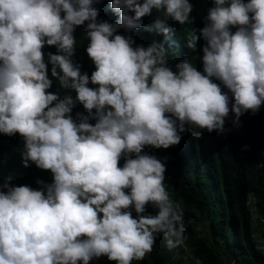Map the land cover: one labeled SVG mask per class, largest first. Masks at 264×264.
<instances>
[{
    "label": "clouds",
    "instance_id": "clouds-1",
    "mask_svg": "<svg viewBox=\"0 0 264 264\" xmlns=\"http://www.w3.org/2000/svg\"><path fill=\"white\" fill-rule=\"evenodd\" d=\"M98 2L0 0V133L23 137L24 167L53 175L51 184L37 181L39 190L0 184V264H89L102 256L132 264L153 251L158 234L169 251L182 247L184 210L167 191L165 163L145 146L168 149L185 132L222 134L230 113L238 124L264 105V0H213L200 36L186 34L189 49L205 41L202 72L187 57L173 70L165 47L169 20L191 24L189 0H111L114 23L98 22ZM153 10L160 15L145 31L165 41L134 47L130 35L115 34L140 29ZM85 22L90 77L72 59L73 33ZM45 45L57 49L47 54L51 76L75 98L48 91ZM77 102L87 115L74 119ZM149 204L155 215H144Z\"/></svg>",
    "mask_w": 264,
    "mask_h": 264
},
{
    "label": "trees",
    "instance_id": "trees-1",
    "mask_svg": "<svg viewBox=\"0 0 264 264\" xmlns=\"http://www.w3.org/2000/svg\"><path fill=\"white\" fill-rule=\"evenodd\" d=\"M193 6L190 13L191 24L180 25L172 20L168 26L173 29L165 43L169 49L168 63L175 70V64L187 57L199 71H203L201 57L205 41L202 37L197 41L195 49L186 47V34L205 25L208 9L213 7V0H189ZM111 0H99L94 7L99 9L98 22L114 23L119 17L110 8ZM134 14V13H133ZM160 15L153 10L151 15L142 17L143 26L128 32L121 28L115 34L131 36L135 46H149L152 42H163V34L145 31ZM86 25L77 26L73 33L76 39L74 63L80 65L81 73L89 77L95 65L88 57L86 48L89 40ZM233 31L236 29L233 28ZM48 76L52 80L49 92L63 98L71 95L74 90L60 87L56 78L51 76V64L48 63L49 52L57 54L55 46L45 45L42 49ZM217 83H219L217 81ZM88 87L97 85L89 83ZM95 111V110H93ZM77 113L87 115L83 105L76 103L71 115L78 119ZM234 116L230 113L225 121L226 131L218 134L206 130L200 139L194 138L189 132L182 133L178 145L168 149H156L145 146L144 152L155 155L166 165L165 186L174 202H179L184 210L186 225L185 244L192 254L204 264H264V254L255 248L252 240L250 212L247 209V197L253 193L256 198L257 210L264 218V105L255 115L251 112L240 117L238 124L233 123ZM95 124V120H89ZM23 137L18 133L7 136L0 133V184L5 181L13 186L27 185L33 189H41L44 184L53 182L50 170H42L31 164L24 167L21 160ZM124 159L119 162L123 166ZM10 178V179H9ZM127 191V190H125ZM157 209L149 204L144 215H155ZM135 218L136 213L132 209ZM206 262V263H205ZM89 264H117L109 261L106 256L94 258ZM132 264H186L176 249L169 251L165 246L162 234H158L153 251L140 261Z\"/></svg>",
    "mask_w": 264,
    "mask_h": 264
},
{
    "label": "built area",
    "instance_id": "built-area-1",
    "mask_svg": "<svg viewBox=\"0 0 264 264\" xmlns=\"http://www.w3.org/2000/svg\"><path fill=\"white\" fill-rule=\"evenodd\" d=\"M246 205L248 211L250 212L252 240L254 241L255 248L264 254V218L257 210L256 198L253 193L248 195ZM176 253L183 258L186 264H194V260L197 259L201 261V259L192 254L186 244L177 248ZM202 264L204 263L202 262Z\"/></svg>",
    "mask_w": 264,
    "mask_h": 264
},
{
    "label": "rangeland",
    "instance_id": "rangeland-1",
    "mask_svg": "<svg viewBox=\"0 0 264 264\" xmlns=\"http://www.w3.org/2000/svg\"><path fill=\"white\" fill-rule=\"evenodd\" d=\"M186 238V237H185ZM186 240V239H185ZM206 263V262H205ZM207 264V263H206Z\"/></svg>",
    "mask_w": 264,
    "mask_h": 264
}]
</instances>
